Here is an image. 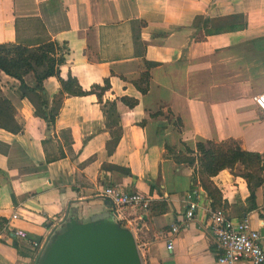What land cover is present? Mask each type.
Masks as SVG:
<instances>
[{"label": "crops", "instance_id": "1", "mask_svg": "<svg viewBox=\"0 0 264 264\" xmlns=\"http://www.w3.org/2000/svg\"><path fill=\"white\" fill-rule=\"evenodd\" d=\"M236 15L241 29L204 32L205 20ZM23 18L36 20L45 36L29 47L48 38L66 44L59 78L69 75L84 95L60 94L57 80L46 79L45 111L55 110L50 122L34 117L26 100L10 98L21 130L0 129V264H33L56 233L100 227L105 219L131 234L142 264H218L212 201L194 166L176 163L172 153L187 149L194 157L197 142L232 141L264 156V119L252 102L264 90V0H0V44L20 43ZM146 72L142 95L132 83L142 86ZM23 81L34 85L30 74ZM104 81L105 91L93 88ZM208 181L225 215L245 218L260 235L264 182L249 200L241 172L222 170ZM105 186L142 195L147 209L112 211L99 196ZM187 201L196 204L193 218L171 234ZM17 230L40 248L30 250L13 235ZM260 242L264 250V236Z\"/></svg>", "mask_w": 264, "mask_h": 264}, {"label": "trees", "instance_id": "2", "mask_svg": "<svg viewBox=\"0 0 264 264\" xmlns=\"http://www.w3.org/2000/svg\"><path fill=\"white\" fill-rule=\"evenodd\" d=\"M244 20L240 15L220 18L216 20H205L203 22L204 32L206 34L219 33L221 31H236L243 27ZM231 25V27H230ZM209 28V29H208ZM212 28V29H211ZM68 55V49L65 43L58 44L54 41H51L49 38L46 41L35 43L33 47L28 45L18 44H0V73L7 76L10 79H13L18 83L17 86V97L21 100H26L33 109L34 117L43 120V121H52L54 118V111L49 112L45 111V100L43 98V89L42 83L49 77H53L57 80V83L60 88V94L64 93L70 96H82L84 92L81 91L77 82L72 79L69 75L65 80L59 78V67L64 64L65 58ZM40 69V70H38ZM30 74L34 81L32 87L27 86L23 77ZM147 72L142 73L139 76V82L143 83L140 86L137 82H133L132 85L136 91L140 94H145L147 90ZM95 90L105 91L108 88L107 81L103 82L102 87L94 86ZM98 96V94H97ZM99 97V96H98ZM127 107L131 108L136 105V101H128L126 99H120ZM7 105L10 107V104L2 96L0 91V106ZM111 110H114V105L110 104ZM158 115V114H156ZM153 115L152 117L156 116ZM10 119L4 112L0 110V118ZM7 119V120H8ZM10 122H13L11 119ZM6 121L3 124H0V129L7 131L9 133L15 134L20 132L21 128L15 123L14 129H9L5 125ZM205 145L213 146L215 143L206 142L200 143L197 142L195 147L196 159L197 158L201 163V168L203 172L208 177L216 175L219 171L229 170L232 172V167L239 165L242 169L246 170L251 167L252 162H254L258 167L259 176H257L253 181L250 174L241 175V178L246 182L247 188L249 191V200H253V190L252 188L259 186L264 182V156H260L255 153H248L241 151L238 146L234 147L232 150L220 151V150H204ZM188 153H192L185 149ZM197 153V155H196ZM54 159V157L46 158V161ZM201 188L206 193V195L212 201L211 209H220L219 199L220 193L214 188L208 181L209 187L201 183ZM211 188V189H210ZM14 247V246H13Z\"/></svg>", "mask_w": 264, "mask_h": 264}, {"label": "built area", "instance_id": "3", "mask_svg": "<svg viewBox=\"0 0 264 264\" xmlns=\"http://www.w3.org/2000/svg\"><path fill=\"white\" fill-rule=\"evenodd\" d=\"M255 109L264 118V90L252 99ZM99 196L104 199L112 211L121 208H140L146 210L148 206L147 198L142 195L123 191L115 186H105L100 190ZM189 198V197H188ZM196 204L187 201L184 218L178 224L170 228L171 234L177 232L178 228L185 227L193 218ZM11 219H16L15 215ZM208 220L214 236L215 246L219 252L216 262L218 264H234L237 261H246L250 264H264V250L261 246V237L258 231L250 228L248 220L231 221L220 209L209 210ZM13 235L21 242L25 243L30 250H38L41 242L29 238L24 232L17 230ZM170 239H167L166 249H170ZM142 264V263H141Z\"/></svg>", "mask_w": 264, "mask_h": 264}, {"label": "water", "instance_id": "4", "mask_svg": "<svg viewBox=\"0 0 264 264\" xmlns=\"http://www.w3.org/2000/svg\"><path fill=\"white\" fill-rule=\"evenodd\" d=\"M259 232L264 236V230ZM50 245V264H141L131 234L110 225L72 226Z\"/></svg>", "mask_w": 264, "mask_h": 264}, {"label": "rangeland", "instance_id": "5", "mask_svg": "<svg viewBox=\"0 0 264 264\" xmlns=\"http://www.w3.org/2000/svg\"><path fill=\"white\" fill-rule=\"evenodd\" d=\"M30 12H29V14H31ZM24 14L26 15V14H28V12L24 13ZM17 29H18V37H19L18 41L20 43H24V45H26L27 43H30V44L33 43L32 40H36L37 38L40 40L45 39V36H44L43 31L41 29V26L36 20L27 19V18L19 19L17 22ZM38 70H40V69H38ZM46 87H49V84ZM0 88H1L0 91H1L2 96L7 100V102L9 104H10V98L13 97V95L16 96L18 94V92L14 90L15 88H17V85L12 80L7 79L6 77L2 76L1 74H0ZM58 99L59 98H57L55 104H58ZM0 110L2 112H4V114H6V116H8L10 118V119L7 118L8 120L6 119V117L4 119L0 118V124H3L6 121L5 125L9 129H14V125H13L14 123L21 128L20 124H18V120L16 118L17 116L15 113V110L13 109L11 104H10V107L7 105H1ZM253 110L255 112H257L262 119H264L261 116V114L254 107H253ZM160 117H162L163 119L169 120V116L166 113L161 114ZM11 119L13 120V122H10ZM236 146H237L236 143H234L232 141H225V142L215 143V145H213L211 147L205 145L204 150H210L211 149V150L227 151V150L234 149V147H236ZM196 155H197V153H196ZM172 157L174 158V161L178 164L181 163L183 165H193L194 166V171H193L194 172V178L197 177V179L199 180V183L201 182V183L205 184L207 187H209V185H207L208 184L207 176L203 172V170L201 168V163L199 162L198 158H197V162H195V164H194V159H196V157H192L190 155V153H188L185 150H183V153L175 154L173 152ZM263 161H264V158H263ZM233 169L236 170V172H241V175L250 174L251 176H253L252 181L257 176H259L258 167L254 162H252L251 167L248 169V173L246 170H244V169L240 170L238 167H235V168L232 167V170ZM106 223H107V220L105 219V220L101 221V223L99 225H100V227H106ZM1 225H2V222L0 221V226ZM110 226L117 228L116 225H110ZM121 231H126V230H121ZM64 235H65V233H61V234L56 233V235L51 238V241L52 242L61 241L64 238ZM51 241H50V244L52 243ZM50 244H46L44 247L45 248L44 250L37 251L36 256L32 257L33 258V264H50L51 263L52 256H51V253L49 252L50 248H51Z\"/></svg>", "mask_w": 264, "mask_h": 264}]
</instances>
